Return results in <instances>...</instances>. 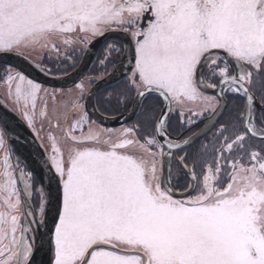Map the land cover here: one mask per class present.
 Segmentation results:
<instances>
[{"label": "snow or ice", "instance_id": "1", "mask_svg": "<svg viewBox=\"0 0 264 264\" xmlns=\"http://www.w3.org/2000/svg\"><path fill=\"white\" fill-rule=\"evenodd\" d=\"M116 30L131 57L117 103L155 93L166 111L144 135L139 123L92 128L76 83L67 154L50 134L38 187L11 162L0 118V264H264V103L257 121L253 94L264 83V0H0V57L46 53L59 71ZM120 52L109 43L100 64ZM4 82L34 129L47 90L11 68ZM229 98L241 103L221 123ZM173 104L182 138L168 131Z\"/></svg>", "mask_w": 264, "mask_h": 264}, {"label": "flooded vegetation", "instance_id": "2", "mask_svg": "<svg viewBox=\"0 0 264 264\" xmlns=\"http://www.w3.org/2000/svg\"><path fill=\"white\" fill-rule=\"evenodd\" d=\"M116 31L122 32L120 30H116ZM109 43L116 44L118 47L121 48V52L119 54L113 53L111 55L110 59L106 62V64L101 65L100 60L104 58L105 50H106V47ZM125 48H126L125 42L123 40H120V39H109L103 43V45L98 50V52H97V54H96V56L92 62V65H91L89 72L82 79V81L83 80L87 81V83L89 84V89L98 80L103 79L104 77H106L108 74H110L115 69V67L121 62V60L123 58ZM85 52H86V50L78 52V54H76L74 56L73 61H71L67 64L60 65L61 70H59V71H57L56 67H54V65L49 63V62H48L49 66L41 64V60L44 57V55H42V58H40L42 53L26 52L25 57H27V58H24V57L23 58L26 59L28 62H30L33 66L42 70L46 74H48L46 69L52 68L53 69L52 74H48V75L61 76V75H65V74L72 72L76 67H78V65L81 63V61L83 59ZM9 68L13 69L14 72L20 71L22 74H24L21 70H19L18 68L14 67L12 65H9V64H1L0 65V102H2L7 108L12 110L14 113H16L26 123V121L20 115V113L16 111L13 98H12L13 103L10 100L5 98L6 93L4 92L3 86L8 87V85L4 82V79H5V71ZM65 68L67 69V71L63 70ZM26 77H28V76H26ZM29 79H31V78H29ZM34 82H36V81H34ZM40 85L44 86L42 84H40ZM44 87L50 88L47 86H44ZM125 92H127L125 77L123 79H121L120 81H118L117 83L112 84V85L100 90L97 93V97H96L97 106H98L100 112L103 113L104 115H107V116L121 115L124 112H126L130 108V106L132 105L133 99L135 97V93L134 92L129 93L127 95L126 99H124L120 103H117L118 96H120L121 93H125ZM208 94L211 95L213 93L208 91ZM253 94L256 98V103H257L256 104V109H257L256 110V117H257V121H259L260 115H261V113L259 111V107H260L261 103H264V101L261 100V96L264 95L263 83H258L256 85L255 89L253 90ZM83 103H84V101H83ZM240 103H241V101H239V100L233 101L231 98H229L228 105L224 111L223 116L220 119V122L223 123L225 121L230 120L235 115V109ZM164 105L165 104H164L163 98L160 97L159 95H157L155 93L148 95L143 100L142 105H141L136 117L131 122L126 123V124L121 125V126H118V127H115L113 129H115V130H117V132H119L124 127H129V126H132L134 124L139 123L141 125V129H142L141 135H144L145 133L150 132L152 130V122H153V120H158L160 118L162 110L164 109ZM191 106H195V105H191ZM173 107L175 108V111H173L169 114L168 131L173 138H182L181 134L184 132V129L179 124V119H178L179 108L175 104H173ZM108 110H109V113H107ZM40 112H42L41 109L39 111H37L38 116H39ZM37 120H39V117ZM206 123H207V121L205 120L204 123H201L199 125V128H202ZM99 126H101L103 128H109V127H104L102 125H99ZM31 130L37 138V135L35 133V132H37L36 125H35L34 129H31ZM194 130H199V129H194ZM214 131H215V129H213L206 137L200 139L196 144H194L191 148L188 149V152L190 153V159H191V154H193L197 151L201 142H207L208 140L211 139ZM5 146H7L9 149H11V155H12V161L11 162L15 163L18 159H17L16 155H14V152H13L12 148L10 147L7 137H6ZM1 152L2 151H0V154H1ZM0 159H2V158H0ZM22 168H25V167L22 166ZM25 170H26V168H25ZM176 174H177V166H176L175 161L173 160V162H172V181L174 184H177L179 191H184L185 179L183 178V174L181 173V179L179 181H177V179H176Z\"/></svg>", "mask_w": 264, "mask_h": 264}, {"label": "water", "instance_id": "3", "mask_svg": "<svg viewBox=\"0 0 264 264\" xmlns=\"http://www.w3.org/2000/svg\"><path fill=\"white\" fill-rule=\"evenodd\" d=\"M109 39L123 40L126 45L128 42V37H126L125 33L119 31H110L104 36L96 38L91 43L90 47L86 50L83 59L78 65V67H76L72 72L62 76H50L44 73L43 71L39 70L37 67L33 66L23 57H0V65H12L21 70L26 76H28L32 80L45 86L51 88L68 89L75 86L76 83H79L85 77L92 65V62L98 50L103 45V43ZM130 59L131 57L127 54V49L125 48V52L121 62L115 67V69L110 74H108L103 79L98 80L90 88V90L85 96V108L89 116L94 121H96V123L102 126L113 128L131 122L136 117L142 105L141 102H138L136 99H133L130 108L123 114L116 116L104 115L99 111L97 107V93L100 90L117 83L125 77L126 73L130 70ZM209 92H211V90H209ZM164 104L165 105L162 112L166 111L167 102L164 101ZM225 109L223 110V114ZM223 114L219 117V120L221 119ZM0 118H3V121H5L8 127L11 129L7 139L12 150L20 161V166H25L28 171L32 172V174L36 177L39 182V169L37 168V164L41 162V156H47L45 150L37 140L32 130L27 127L26 123L16 113L7 108L2 102H0ZM204 126L202 128H204ZM210 132L211 131H209L207 135ZM202 138L204 137H201L200 139ZM198 141L199 140H197L196 143ZM46 171L47 170L45 169V172ZM166 175L167 173L165 172V176Z\"/></svg>", "mask_w": 264, "mask_h": 264}, {"label": "rangeland", "instance_id": "4", "mask_svg": "<svg viewBox=\"0 0 264 264\" xmlns=\"http://www.w3.org/2000/svg\"><path fill=\"white\" fill-rule=\"evenodd\" d=\"M42 55L44 57L42 58ZM40 58L41 64L49 66V61L47 60V54L42 53ZM45 62H44V61ZM54 65V64H53ZM54 67H56L54 65ZM79 83H82L84 85V88L86 90L85 95L87 94L89 90V84L86 80H81ZM5 94V98L10 100L13 103L12 97L9 95V89L7 86H3ZM43 89L47 90V95L45 96V92H41L39 94V99L37 100V109L36 111H39L41 109L42 112H45L46 114L41 116L37 115L35 119V125L37 128V138L41 145L44 147L47 155L50 151V145L51 141L49 140V135H53L57 138L59 142V146L64 150L65 155L67 154V148H68V142L64 139V133L69 128L70 123L73 119V110L71 108V105L77 100L80 93L79 90L76 89L75 86L68 88V89H59V88H45L42 86ZM46 100V104L44 101ZM83 103V101H81ZM68 113V118L65 119L64 113ZM39 117V120H37ZM59 123V127H55V125ZM92 128H101V129H113V128H103L99 126L98 124L90 125ZM114 132L117 130L113 129ZM88 131V128L85 127L84 132L86 133ZM79 133V134H78ZM82 133L77 132L76 135H81ZM5 148H8L5 146ZM3 156V151L0 154V158Z\"/></svg>", "mask_w": 264, "mask_h": 264}, {"label": "trees", "instance_id": "5", "mask_svg": "<svg viewBox=\"0 0 264 264\" xmlns=\"http://www.w3.org/2000/svg\"><path fill=\"white\" fill-rule=\"evenodd\" d=\"M263 87H264V83H263ZM110 111H111V110H110ZM107 113H109V110H108ZM33 178H34V180L36 181V185L38 186V184H39L38 180H37L35 177H33Z\"/></svg>", "mask_w": 264, "mask_h": 264}]
</instances>
